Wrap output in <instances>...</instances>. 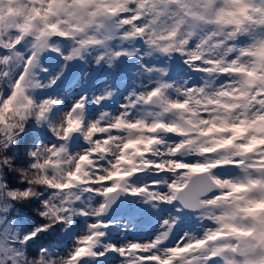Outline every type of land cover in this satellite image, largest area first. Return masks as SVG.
Here are the masks:
<instances>
[{
  "label": "snow or ice",
  "instance_id": "6c2138e0",
  "mask_svg": "<svg viewBox=\"0 0 264 264\" xmlns=\"http://www.w3.org/2000/svg\"><path fill=\"white\" fill-rule=\"evenodd\" d=\"M0 264H264V0H0Z\"/></svg>",
  "mask_w": 264,
  "mask_h": 264
},
{
  "label": "trees",
  "instance_id": "16d2710c",
  "mask_svg": "<svg viewBox=\"0 0 264 264\" xmlns=\"http://www.w3.org/2000/svg\"><path fill=\"white\" fill-rule=\"evenodd\" d=\"M30 211V210H29Z\"/></svg>",
  "mask_w": 264,
  "mask_h": 264
}]
</instances>
